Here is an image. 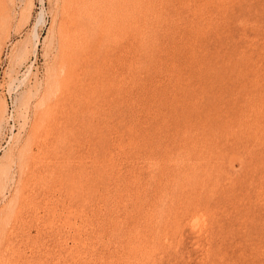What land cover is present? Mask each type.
I'll list each match as a JSON object with an SVG mask.
<instances>
[{
  "label": "rangeland",
  "instance_id": "374dc122",
  "mask_svg": "<svg viewBox=\"0 0 264 264\" xmlns=\"http://www.w3.org/2000/svg\"><path fill=\"white\" fill-rule=\"evenodd\" d=\"M0 242L264 264V0H0Z\"/></svg>",
  "mask_w": 264,
  "mask_h": 264
},
{
  "label": "bare ground",
  "instance_id": "6f19581e",
  "mask_svg": "<svg viewBox=\"0 0 264 264\" xmlns=\"http://www.w3.org/2000/svg\"><path fill=\"white\" fill-rule=\"evenodd\" d=\"M87 15H88V14H87ZM67 32H68V31H67ZM67 32H66V33H67ZM76 34H77V33H76ZM77 35H78V34H77ZM63 36H64V33H63ZM72 38H74V37H72ZM70 40H71V39H70ZM77 41H79V40H77ZM69 49H70V48H69ZM13 224H14V223H13ZM11 227H12V226H11ZM2 230H3V229H2ZM5 233H6V232H5ZM5 233H4V234H5ZM7 234H8V233H7ZM1 240H2V239H1ZM0 243H1V242H0ZM4 244H5V243H4ZM2 245H3V244H2ZM7 247H8V246H7ZM7 250H8V249H7ZM9 251H10V250H9ZM4 253H7V252H4ZM3 262H4V261H3ZM0 263H1V262H0ZM6 264H7V263H6Z\"/></svg>",
  "mask_w": 264,
  "mask_h": 264
}]
</instances>
